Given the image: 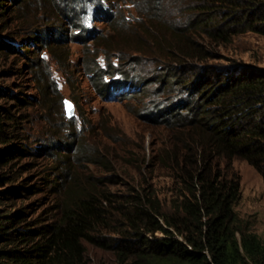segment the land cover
Instances as JSON below:
<instances>
[{"label": "trees", "instance_id": "1", "mask_svg": "<svg viewBox=\"0 0 264 264\" xmlns=\"http://www.w3.org/2000/svg\"><path fill=\"white\" fill-rule=\"evenodd\" d=\"M107 1L94 14L110 24L106 33L93 35L103 65L88 67V80L101 96L106 90L135 89L136 75L103 77L117 70L113 57L131 64L139 53L158 63L165 81L187 89L181 110L167 118H172L169 128L184 133L178 136V154L165 162L181 186L179 198L163 208L152 191L128 183L126 190L114 192L72 183L58 217L38 230L21 224L22 209H0V241L11 247L0 264H89L85 243L110 251L116 264H264V240L234 210L239 177L219 163L245 160L260 173L264 187V67L208 60L217 55L216 45L237 34L264 36V0ZM125 11L132 13L124 16ZM56 47L50 51L59 63ZM7 119L0 112V143L9 140Z\"/></svg>", "mask_w": 264, "mask_h": 264}, {"label": "rangeland", "instance_id": "2", "mask_svg": "<svg viewBox=\"0 0 264 264\" xmlns=\"http://www.w3.org/2000/svg\"><path fill=\"white\" fill-rule=\"evenodd\" d=\"M101 4L108 1L0 0V107L8 113L1 108L0 112L10 117L5 120L9 140L0 143V175L5 176L0 178V209H22L21 224L27 222L32 230L58 217L72 183L76 188L93 183L113 192L126 190L128 183L139 191H152L163 208L181 192L165 162L178 154V136L184 133L169 128L172 118H167L181 110L178 104L188 97L187 89L174 80L165 81L158 63L137 53L131 64L127 58L120 63L113 57L117 70L110 69L103 77L106 81L119 79L122 73H129L127 79L136 75L137 87L99 95L86 69L95 62L103 65L93 44V35L106 33L110 26L94 15H99ZM130 13L125 11L124 16ZM53 45L61 53L59 63L50 51ZM215 47L217 55L208 59L210 63L264 67L260 34H237ZM129 50L130 57L134 52ZM65 99L74 106L70 117ZM219 163L239 177L234 210L264 240L260 173L236 157ZM84 246L89 264H116L110 251ZM9 248L0 241V262L6 261L3 252Z\"/></svg>", "mask_w": 264, "mask_h": 264}, {"label": "water", "instance_id": "3", "mask_svg": "<svg viewBox=\"0 0 264 264\" xmlns=\"http://www.w3.org/2000/svg\"><path fill=\"white\" fill-rule=\"evenodd\" d=\"M65 110L68 117L72 116L74 113V106L70 100H64Z\"/></svg>", "mask_w": 264, "mask_h": 264}]
</instances>
